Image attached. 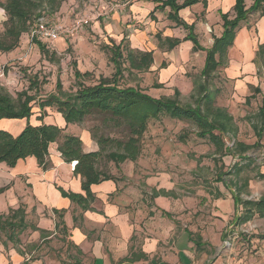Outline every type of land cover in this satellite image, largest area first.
<instances>
[{
  "label": "crops",
  "instance_id": "1",
  "mask_svg": "<svg viewBox=\"0 0 264 264\" xmlns=\"http://www.w3.org/2000/svg\"><path fill=\"white\" fill-rule=\"evenodd\" d=\"M235 2L199 0L180 11V18L194 26V34L203 50L195 51L193 42L184 40L189 32L176 27L168 19V14L167 19L174 24L173 28L186 35L166 39L181 41L173 50L168 46V52L177 61L183 59L180 52L184 49L185 55L191 52L199 56L205 54L201 72L204 81L201 85L197 83L200 92L204 93V88L209 92L207 81L222 68L225 80L232 85L237 96L251 98L257 94L261 99L257 140L252 147L240 145L245 153L260 148L261 144L264 146V12L249 14L248 19L240 24L227 53L216 56L221 62L220 67L210 77L203 74L207 52L213 48L215 39L224 33L222 15L230 13L232 18ZM253 3L254 0H246V8H251ZM156 6L149 14L152 20L160 12L151 17ZM129 10L140 12L142 7L135 4ZM202 14L204 21L199 19ZM113 28L112 25L104 27L106 33L112 32ZM124 39L126 42V38L122 41ZM121 42L114 44L120 45ZM40 118L41 112L29 120L1 119L0 131L17 137L28 123L35 127L42 124L57 126L63 130L64 136L79 138L85 153L100 150L89 130L81 128V124L68 125L57 111H49L42 120ZM215 134L219 135L218 132ZM207 139L215 146L217 154L224 152L233 158L234 152L228 154L225 146L218 149ZM61 142L51 145L47 169L41 168L34 157L20 160L13 168L0 164V217L22 208L24 219L26 216L27 220L34 219L29 224L25 220L27 229L23 235L26 236L19 241L8 236L6 239L0 234L3 238L0 240V264H264V205L246 207L243 203L252 200L242 199L257 185L251 181L239 183L234 180L230 183L227 180L232 175L240 176L245 168L243 163L235 164L234 172L230 169L225 173V163L214 171L210 170L217 176L210 183L211 191L206 194L203 204L193 193H188L190 197L179 194L171 177L157 171L151 174L141 166L137 167L140 157L135 162L127 160L125 163L133 166L123 175L132 181L124 182L115 171H110L114 180L93 185L91 190L95 200L88 210H83L62 194L64 191L85 195L82 178L74 174L76 164L66 163L59 151ZM244 153L236 157L249 160ZM100 171L105 173L101 168ZM143 174L149 175L144 177ZM260 178L264 180V163ZM185 197L188 198L185 200ZM236 198L242 204L239 205ZM261 200L264 196L252 202ZM206 208H209L208 212L204 211ZM249 209L250 215L247 214ZM245 217L250 218L244 221ZM252 222L257 223L258 229ZM228 239L232 240L230 248L224 246ZM56 242L61 244V249L49 247Z\"/></svg>",
  "mask_w": 264,
  "mask_h": 264
},
{
  "label": "rangeland",
  "instance_id": "2",
  "mask_svg": "<svg viewBox=\"0 0 264 264\" xmlns=\"http://www.w3.org/2000/svg\"><path fill=\"white\" fill-rule=\"evenodd\" d=\"M6 1L0 0L2 4ZM153 1L58 0L59 5L54 8L44 5L37 11L41 13V17L35 25L39 21H44L49 25L63 27L65 31L72 28L80 19L87 20L88 24H83L74 34L63 32L54 42L37 39L38 43L46 47L48 53L40 50L39 44L34 42L30 32L21 35L18 46L13 51H0V93L9 96L16 104H19L20 99H33L31 103L33 116L38 115L41 112L38 106L51 96L58 95L59 86L65 93L77 91L79 81L75 77L76 69L83 74L87 73L81 80L85 86L98 85L102 78L112 79L116 68L111 60L112 54L105 48L112 47L113 43L119 44L126 38V46L137 51L152 52L154 63L148 70L139 72L131 71L128 63L123 61L124 73L120 79L122 88L140 90L155 100L169 99L185 107L198 106V98L201 99L205 95L197 86V83L201 85L204 81L201 72L205 54L199 56L191 52L185 55L184 49L180 52V55L184 56L183 59L177 61L173 54L168 52L165 39L186 33H179L178 29L173 28L174 24L167 19L168 9L157 12L155 20H152L149 14L156 6ZM183 1L180 0L179 3ZM135 4L141 5L142 10L129 12L131 5ZM146 8L149 10L147 13L144 11ZM203 16L204 14L199 18L200 21H204ZM7 20L5 10L0 8V41L8 46L15 39L6 33ZM109 25L114 27L113 31L106 33L104 27ZM202 42L204 43L203 39ZM221 69L207 81L208 93L212 96L213 102L204 103L202 107L205 110L208 106L214 110L221 109L233 119L234 132L224 139L228 154L235 153L232 155L233 158L231 155L226 156L224 152L217 154L215 146L208 139L198 136L199 130L192 122L164 115L159 120L149 122L148 130L141 140V154L139 164L136 166H141L151 174L157 171L171 177L173 184L177 185L179 194L190 197L188 193H193L198 197L197 201L202 200L205 204L206 194L211 191L210 183H213L217 176L213 172L216 167L225 163V173L230 169L234 172L235 164L243 163L245 168L240 176L232 175L227 180L230 183L234 180L240 181L239 183L251 181L257 188L252 189V193L242 199L259 201L264 196V180L260 178L264 163V146L261 144L260 148L249 149L244 153L240 145L252 147L256 143L261 123L259 115L261 99L257 94L251 98L237 96L232 85L225 80ZM46 111L48 113L57 110L47 108ZM80 127L89 130L96 142L102 137L124 141L123 128L113 125L109 120L107 123V119L102 116L89 115ZM114 151L116 144H109L99 162V168L109 176L110 171H115L117 176L122 177V181L129 183L132 180L126 179L123 173L131 170L133 164L125 163L127 160L117 163L109 159V154ZM239 153H244L250 159L245 161L243 156L236 157ZM211 169L213 171H210ZM148 175L143 174L144 177ZM188 197H185V200ZM204 211L208 212L209 208ZM25 220L28 224L34 221L27 220V216ZM251 224L258 229L257 223ZM4 228V225H0V234L6 239L8 236L12 239L18 238L19 241L26 236L18 229ZM258 233L261 235L260 231ZM1 235L0 240L3 241ZM49 247L61 249V244L56 242Z\"/></svg>",
  "mask_w": 264,
  "mask_h": 264
},
{
  "label": "trees",
  "instance_id": "3",
  "mask_svg": "<svg viewBox=\"0 0 264 264\" xmlns=\"http://www.w3.org/2000/svg\"><path fill=\"white\" fill-rule=\"evenodd\" d=\"M63 1L66 0H60V2ZM198 1L186 0L180 4L179 0H154L157 6L151 13V17H153L155 12L169 9L168 19L176 27H181L189 32L184 40L192 41L195 51H201L203 48L194 34V26H190L182 20L179 13L187 7L197 4ZM57 2L58 0H7L4 4L0 2V8L5 10L8 17L6 33L15 39L8 46L0 41V51H13L18 46L21 35L27 32L31 34L37 25L35 22L41 17V13H37V11L44 5L54 8L59 5ZM245 2L246 0H236L232 18H230V13L222 15L224 33L220 38L215 39L213 48L207 52L203 73L205 77H210L220 67L221 62L216 59V56L218 54L224 56L227 53L234 43L240 24L248 19L249 14L264 12V0H254L249 9L246 8ZM33 40L38 43L37 39ZM125 43L124 39L120 45L113 43L112 47L105 48L112 54L111 60L116 68L112 79L102 78L98 85L85 86L81 80L87 76V73L83 74L76 69L75 77L79 81V87L75 93H65L59 86L58 95L51 96L38 106L41 111V120L46 114V109L52 108L62 114L68 125L81 124L89 115L102 116L107 119V123L109 120L113 122V125L123 128L124 141L98 138L100 150L85 153L82 141L74 136H64L63 130L59 127L45 124L35 127L28 123L17 137L0 131V164L4 163L13 168L20 160L34 157L41 168L47 169L49 168L48 158L51 145L62 140L59 151L66 163L76 164L74 174L82 178V190L85 195L64 191L62 194L83 210H88L90 204L95 200L91 187L104 181L114 180V177L106 175L99 168V162L105 150L108 149V145L116 144V151L109 154V159H113L117 163H123L126 160L136 161L141 154L142 137L147 132L148 124L152 120H159L162 116L168 115L177 120L192 122L198 128L200 138H209L218 149L224 147L223 137L233 131V120L221 109H215V111L208 106L205 110L202 107L204 103L211 104L213 101L212 96L207 94L208 89H203L205 95L197 100L198 106L185 107L174 100H155L140 90L121 87L120 79L124 73L123 61L128 63L131 71L139 72L148 70L154 62L152 52L137 51L126 46ZM166 43L169 49L173 50L181 41L166 39ZM38 44L42 52L48 53L44 45ZM32 101L31 98H25L24 100L20 99L19 104H16L9 96L0 93V120H29L33 115ZM262 116H264L263 113ZM215 132H218L219 135H216ZM236 202L239 205L242 204L237 198ZM243 204L246 207L255 206L258 208L264 205V200L259 203L249 201ZM247 214H251V209L247 211ZM249 218L245 217L244 221ZM16 220L18 223L15 222ZM0 221V225L5 226V230L18 229L21 233L27 229L22 208L16 211L11 210L9 215L1 216Z\"/></svg>",
  "mask_w": 264,
  "mask_h": 264
},
{
  "label": "built area",
  "instance_id": "4",
  "mask_svg": "<svg viewBox=\"0 0 264 264\" xmlns=\"http://www.w3.org/2000/svg\"><path fill=\"white\" fill-rule=\"evenodd\" d=\"M83 24H88V21L84 19H80L73 25L72 28L65 29L64 31L63 27L53 26V25H49L48 23H45L44 21H39L32 30L31 37L33 39H38L43 42H54L61 37L63 32L74 34L75 32L79 31V29L83 26ZM231 245H232L231 239L226 240L224 243V246L226 248H230Z\"/></svg>",
  "mask_w": 264,
  "mask_h": 264
}]
</instances>
